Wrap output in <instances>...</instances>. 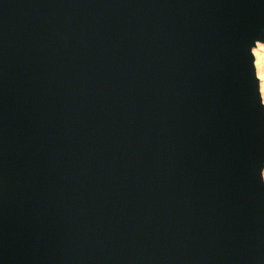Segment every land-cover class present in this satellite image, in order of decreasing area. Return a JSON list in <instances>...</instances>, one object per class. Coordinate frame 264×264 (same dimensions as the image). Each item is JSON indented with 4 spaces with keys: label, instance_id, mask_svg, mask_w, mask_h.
Wrapping results in <instances>:
<instances>
[{
    "label": "water",
    "instance_id": "95a60500",
    "mask_svg": "<svg viewBox=\"0 0 264 264\" xmlns=\"http://www.w3.org/2000/svg\"><path fill=\"white\" fill-rule=\"evenodd\" d=\"M264 0H0V264H264Z\"/></svg>",
    "mask_w": 264,
    "mask_h": 264
},
{
    "label": "bare ground",
    "instance_id": "6f19581e",
    "mask_svg": "<svg viewBox=\"0 0 264 264\" xmlns=\"http://www.w3.org/2000/svg\"><path fill=\"white\" fill-rule=\"evenodd\" d=\"M256 72L259 77L261 96L264 102V41H258L253 47ZM264 176V168H263Z\"/></svg>",
    "mask_w": 264,
    "mask_h": 264
},
{
    "label": "snow or ice",
    "instance_id": "6c2138e0",
    "mask_svg": "<svg viewBox=\"0 0 264 264\" xmlns=\"http://www.w3.org/2000/svg\"><path fill=\"white\" fill-rule=\"evenodd\" d=\"M261 168H264V164H262V165L260 166V169H261Z\"/></svg>",
    "mask_w": 264,
    "mask_h": 264
}]
</instances>
